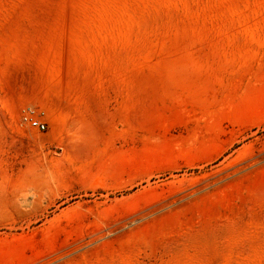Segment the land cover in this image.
Instances as JSON below:
<instances>
[{"label":"rangeland","instance_id":"obj_1","mask_svg":"<svg viewBox=\"0 0 264 264\" xmlns=\"http://www.w3.org/2000/svg\"><path fill=\"white\" fill-rule=\"evenodd\" d=\"M0 264H264V0H0Z\"/></svg>","mask_w":264,"mask_h":264},{"label":"built area","instance_id":"obj_2","mask_svg":"<svg viewBox=\"0 0 264 264\" xmlns=\"http://www.w3.org/2000/svg\"><path fill=\"white\" fill-rule=\"evenodd\" d=\"M23 124H26L29 128L38 132H44L46 130V124L38 120L33 116V113L28 112L22 117Z\"/></svg>","mask_w":264,"mask_h":264}]
</instances>
